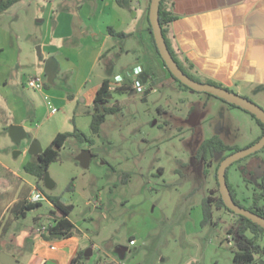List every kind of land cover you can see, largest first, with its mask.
I'll use <instances>...</instances> for the list:
<instances>
[{
  "label": "rangeland",
  "instance_id": "rangeland-1",
  "mask_svg": "<svg viewBox=\"0 0 264 264\" xmlns=\"http://www.w3.org/2000/svg\"><path fill=\"white\" fill-rule=\"evenodd\" d=\"M88 2L23 0L0 14V227L5 217H10L8 209L13 202L22 197L32 199L36 182L45 193L39 191L38 208L14 221L8 234L0 237V253L8 252L20 264H28L31 238L44 239L36 228L49 220L53 206L45 195H50L73 205L68 219L77 230L75 236L86 235L95 245L94 249H82L93 251L83 264H231L233 241L229 244L228 231L236 221L234 214L214 206L212 222L202 226V202L209 195L214 199L220 195L217 169L221 159L230 154H215L204 161L195 157L196 151L204 140L213 136L238 151L245 150L257 142L251 143L262 133L261 127L240 108L214 96L184 89L172 78L164 80L153 60L149 63L155 80L141 85V93H134L141 83L133 75L135 66L140 64L145 68L146 62L139 63L136 56L125 50L141 47L139 33L130 40L112 36L106 40L104 48H110L107 59L83 84L80 75L87 69L92 54L87 50L79 57L74 55V50L91 42L90 34L103 32L109 24L117 23L107 10L98 14ZM50 7L54 12L47 16ZM82 8L84 13H89L87 19L78 13ZM67 11L74 15L71 21L74 30L69 34L70 30L65 28L61 32L64 35L54 41L57 16ZM96 38L94 42L99 46L103 37ZM45 39L49 47L41 46ZM14 46L18 52L21 49L20 66L10 65L9 54ZM48 48L55 53H70L82 69H61L54 82L48 84L43 71L40 72L49 58ZM55 53L50 57L59 62ZM37 73L44 83L42 94L26 85L27 79L35 78ZM117 76L128 79L131 89L111 91L108 106L120 109L108 115L99 133L92 135L95 88L103 79L116 84ZM49 91L64 95V99L52 104ZM65 95L70 99L68 103ZM250 101L264 110V95ZM47 102L56 110L51 117ZM24 104H27L24 111L40 110L41 115L36 118L32 113L24 129L26 138L15 143L8 134L11 125L7 122L11 111H21ZM43 107L46 111L40 109ZM75 129L84 141L74 137L66 140L58 158L46 171L55 185L47 190L24 169L27 163H36V156L27 152L29 145L37 140L45 149L57 133ZM83 151L91 153L88 168L77 161ZM263 176L264 147L228 167V184L243 208H251L253 194L261 191ZM261 204L264 205V199ZM29 228L34 230L32 235L28 234ZM45 241L51 242V249H56L60 240ZM261 262L264 256L257 255L251 264Z\"/></svg>",
  "mask_w": 264,
  "mask_h": 264
},
{
  "label": "crops",
  "instance_id": "crops-1",
  "mask_svg": "<svg viewBox=\"0 0 264 264\" xmlns=\"http://www.w3.org/2000/svg\"><path fill=\"white\" fill-rule=\"evenodd\" d=\"M88 1L89 7L96 8L98 14L107 10L108 14L114 16L117 23L109 24L103 32L90 34L91 42L84 43L83 48L79 50H74V55L79 57L87 50L90 52L88 54H92L87 69L85 68L82 75H80L83 84L92 76L95 68L102 64L105 58L107 59L106 55L110 48L106 49L104 47L106 40L111 37L108 28L127 34L128 36L124 40L137 38L135 34L139 33L138 38L141 47L137 49L128 48L125 52L136 56L137 60L141 61L139 63L143 61L144 64L146 62V66L144 64L145 68H142L143 66L140 64L135 67H141L142 73L146 75L147 82L155 80V72L152 69V64L149 63L152 60L159 66L164 80H171L162 60L156 55L151 41V33L148 30L150 27L148 15L151 0H120L119 3L116 0ZM167 3L169 10L175 16V20L167 27L166 39L178 61L190 75L198 79L200 83L209 84L207 83L209 81L219 84L223 88L249 100L264 95V0H167ZM53 12L54 9L50 7L46 10V15L49 16ZM78 13L84 15L85 19L89 14L84 13L83 8ZM73 17L74 15L68 11L58 14V22L53 33L54 41L59 40L64 35L61 32L65 28L70 30L69 34L72 33L74 30L71 23ZM137 19L139 20V30L135 28ZM79 34L83 36L84 32H79ZM98 36L103 37L99 46L94 42ZM46 41L45 39L41 42L42 47L45 45L49 47ZM0 51H2V48ZM53 51L55 50L50 51L48 48V56L46 57H50L52 53H55ZM16 52L18 50L14 46L9 54L10 65L18 63L20 66L21 49H19L18 55ZM55 55L60 62L58 72L61 69L70 70V68H73L78 70L79 67L82 69V66L77 64L75 57L71 56L70 53L58 52ZM6 65L4 66L6 67ZM38 69H34V71H39ZM41 71L44 74V66L43 70L40 69ZM35 76L41 77L40 73ZM124 80L126 82L128 79L124 77ZM101 83L96 86V92ZM80 89L81 87L79 88V94L82 92V89ZM49 92L52 104H57L58 100L64 99V95L59 96L53 91ZM66 97L65 102L68 103L70 99H68V96ZM44 99H46V96H44ZM26 106L27 104L22 105L21 111H11L7 125H20L26 129L28 119L32 116V113L36 118L40 117L39 109H37L39 111H24ZM48 107L47 105V109ZM40 109L46 111L45 107ZM47 113L48 116H53L50 111ZM14 115L15 120H13ZM259 136L257 135L251 143H254ZM35 191L39 192L37 182L32 193ZM2 218H4V214ZM6 218L7 216L5 220ZM13 224L6 233L0 231V237L7 235ZM33 233V228H29L28 234L32 235ZM39 236L42 237V235ZM56 243L58 248L51 249V242H47L38 236L31 238V258L28 264H69L78 251L86 247L95 248V245L86 235L81 237L72 236ZM5 253L18 260L12 254ZM92 255L93 251L90 257ZM260 264H264V262Z\"/></svg>",
  "mask_w": 264,
  "mask_h": 264
},
{
  "label": "trees",
  "instance_id": "trees-1",
  "mask_svg": "<svg viewBox=\"0 0 264 264\" xmlns=\"http://www.w3.org/2000/svg\"><path fill=\"white\" fill-rule=\"evenodd\" d=\"M21 1L22 0H0V14H3L6 11L10 10L12 7H14L17 3ZM116 1L118 3L120 2V0H116ZM174 20H175V16L169 10L167 0H161L160 8H159V23H160L163 37L167 44L168 50L170 51L172 57L178 64L179 68L183 71V73L186 74L190 79L198 82L199 80L194 78L192 75H190L188 71L184 68V66L178 61L175 53L170 47L168 40L166 39L167 27ZM148 30L151 33V27H149ZM108 33L110 34V36L117 37L120 39H125L128 36L127 34L122 33V32H117L112 28H108ZM151 41H152L154 50L156 52V55L161 59L157 51V48L155 46L152 33H151ZM163 65L166 68L164 62H163ZM166 70L168 71L167 68ZM168 73L170 77L174 79L176 82H178L182 88L191 90L188 87L182 85L177 79H175L170 74L169 71ZM207 83L218 86V87H222L221 85L213 83V82L208 81ZM130 89H131V84L129 83V84H124L121 88L117 89L116 91L128 92ZM110 94H111V91L109 90V81L103 80L93 100V105H92L93 114L91 116V122H90V131L92 135H97L99 133L100 127L105 122V119L108 115L113 114L120 109V107L108 106ZM208 96H211V95L208 94ZM230 106L238 108L234 105H230ZM251 116L252 118L256 120L257 124L262 129V133L256 140L258 141L264 133V127H263V124L259 120H257L253 115ZM71 137L76 138L79 142L84 141L83 135L80 134L79 131H77V129H75L73 132L58 133L52 140L51 144L47 148H45L41 154L36 156L35 164L27 163L24 166L25 171L28 174L34 176L38 182L43 183L44 173L47 171L49 165L52 162L56 161V159L58 158L59 150L63 147L66 140ZM89 142L90 144H93V140H89ZM237 151L238 149L224 143L220 137L213 136L209 139L204 140L200 144V146L198 147L196 151L195 157L197 159H203L204 161H207L208 159L213 158L215 154L224 153V152H228L229 154H232ZM225 157H223L221 161ZM227 171H228V168L226 170V183L229 188L232 199L238 206L242 207L239 204V202L236 200L235 194L231 190L228 184ZM69 188L72 189V184L69 185ZM39 191L41 193H44V191L40 188V186H39ZM45 197L53 206V210L50 212V216H49V219L53 221V224L51 225V227L48 228L47 232L42 235V237L45 240H63V239H68L72 236H75V234H77V230L74 224L71 223L68 219L69 214L73 210V205L63 203L61 201V198L59 197H54L50 195H45ZM263 199H264V176L261 179V191L257 193L255 192L253 194L252 206L251 208L247 210L264 218V205L261 204ZM39 206H40V202H31L28 200V197H22V198L17 199L15 202H13V204L8 209L10 217H7L4 224L0 227L2 233H6L14 221L24 218L28 211L36 209ZM214 206H216L217 209L224 208L228 212L232 213L224 206L220 195L218 196L217 199H214L211 195H209L202 202V211H203L202 226L207 225L208 223L212 222V216H213L212 210ZM234 216L236 217V221L233 227L228 231V235L231 236L232 241H233L232 243L233 257H232L231 264H251L254 262L255 256L264 255V229L260 228L258 225L252 223L250 220L242 216H237L235 214ZM84 259H85L84 251L80 250L71 259L69 264H83Z\"/></svg>",
  "mask_w": 264,
  "mask_h": 264
},
{
  "label": "water",
  "instance_id": "water-1",
  "mask_svg": "<svg viewBox=\"0 0 264 264\" xmlns=\"http://www.w3.org/2000/svg\"><path fill=\"white\" fill-rule=\"evenodd\" d=\"M161 0H151L149 7V15L148 20L151 27V33L153 35L154 43L157 48V51L161 57V60L164 62L166 68L170 72V74L177 79L182 85L188 87L194 92L197 93H205L211 96H214L218 99L225 101L230 105H234L251 115H253L257 120H259L264 127V110L260 108L258 105L246 99L234 92H231L227 89L217 87L211 84L200 83L190 79L183 71L179 68L178 64L172 57L170 51L168 50L167 44L163 37L162 29L159 23V8H160ZM38 54H40V49L38 48ZM60 69L59 62L54 57H49L44 64V74L46 76V80L48 84H52L54 82V78L56 73ZM138 79L141 81L142 85L147 83V78L144 73H141L138 76ZM125 84H129L130 81L127 80L124 82ZM135 93V92H134ZM8 134L11 140L15 143H20L22 140L26 138V132L24 128L20 125H11L8 128ZM264 147V133L262 137L257 141L254 145L249 148L241 151H237L235 153L230 154L225 157L219 164L217 169V184L219 194L221 196L222 202L224 206L231 211L233 214L237 216H242L252 223L258 225L260 228L264 229V218L238 206L232 199L229 188L226 183V170L227 168L233 164L234 162L253 154ZM43 152V149L40 146V143L37 140H33L28 148V153L37 156ZM15 155H18L19 152H15ZM91 159L90 151H83L78 157L77 161L83 168H88L89 162ZM44 187L47 190H52L54 188V183L50 179L47 172L44 173ZM92 249L88 248L84 252L85 259L90 258ZM0 263L1 264H20L18 260L14 257L8 255L5 252L0 253Z\"/></svg>",
  "mask_w": 264,
  "mask_h": 264
},
{
  "label": "built area",
  "instance_id": "built-area-1",
  "mask_svg": "<svg viewBox=\"0 0 264 264\" xmlns=\"http://www.w3.org/2000/svg\"><path fill=\"white\" fill-rule=\"evenodd\" d=\"M141 70L139 68H136L133 72L134 76H139L141 74ZM140 81V80H139ZM116 84H109V90L110 91H114L117 90L119 88H121L125 83V80L123 77L117 76L115 79ZM26 85L27 87H29L30 89L36 90V91H41L44 88V83L41 77H35V78H28L26 81ZM142 84H138L135 88V93H141L142 92ZM151 91L155 92V90L151 89ZM49 108L51 109V114H54L56 112V110L54 108L51 107V105L49 104ZM39 192H35V194L33 195L32 199L29 198V201L31 202H39ZM53 224L52 220H48V222H46V224L44 225H38L36 228V232L39 235H43L47 232L48 228L51 227V225ZM228 240H229V244L232 241L231 236H228Z\"/></svg>",
  "mask_w": 264,
  "mask_h": 264
}]
</instances>
